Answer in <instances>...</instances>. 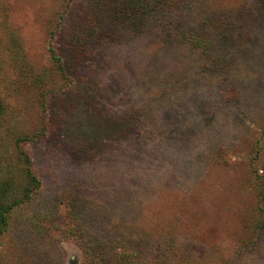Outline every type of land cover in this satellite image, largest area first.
<instances>
[{
	"label": "rangeland",
	"instance_id": "rangeland-1",
	"mask_svg": "<svg viewBox=\"0 0 264 264\" xmlns=\"http://www.w3.org/2000/svg\"><path fill=\"white\" fill-rule=\"evenodd\" d=\"M18 147L0 264H264V0H0Z\"/></svg>",
	"mask_w": 264,
	"mask_h": 264
},
{
	"label": "trees",
	"instance_id": "trees-1",
	"mask_svg": "<svg viewBox=\"0 0 264 264\" xmlns=\"http://www.w3.org/2000/svg\"><path fill=\"white\" fill-rule=\"evenodd\" d=\"M24 139L26 137L21 138V140ZM18 153L22 166L16 184L10 177L0 178V230L6 229L10 212L26 201L39 185L37 176L31 170L28 154L20 147H18Z\"/></svg>",
	"mask_w": 264,
	"mask_h": 264
}]
</instances>
